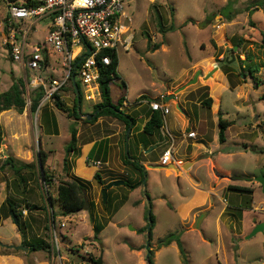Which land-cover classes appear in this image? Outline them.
Returning <instances> with one entry per match:
<instances>
[{"label":"rangeland","instance_id":"1","mask_svg":"<svg viewBox=\"0 0 264 264\" xmlns=\"http://www.w3.org/2000/svg\"><path fill=\"white\" fill-rule=\"evenodd\" d=\"M121 1L123 12L130 19L129 23L126 22L128 34L135 36L128 52L119 51L118 74L127 84L126 101L129 105L139 102L137 100L142 94L158 100L161 94H175L189 82L187 78L192 76L193 79L192 73L197 70H202L204 75L197 84L187 87L167 102L170 113L161 130L163 139L155 138L152 146L144 147L146 150L154 147L148 154L139 146V136L142 142H149L146 135L142 131L139 136L134 137L132 133L128 138L130 128H126L124 121L121 123L108 117L98 125L85 122L93 110V102L85 100L79 77L76 79L82 92L79 120L57 108L55 101L45 104L39 113L31 111L27 100L23 115L15 109L0 113L3 134L0 206L6 198L13 199L21 204L27 222L24 237L11 218L0 219V256L13 255L21 258L24 264H35L36 258L49 264H93L89 261L90 256L97 262L101 255L104 264H147L149 244L154 255L153 264H264V231L247 238L256 225L264 222V193L256 181L257 177L264 176V83L256 87L248 74L252 67L259 66L261 71L257 76L263 79L264 7L258 5L261 0ZM8 2L0 0V20L7 14ZM229 2L231 6L224 9ZM33 21L21 22V29H29ZM160 23H163L164 32ZM49 25V19L38 22L28 35V43L43 44ZM171 26L174 30L170 29ZM241 38L247 43L241 49H233L232 44ZM155 44L161 47L153 50ZM48 56L52 62L57 58L51 50ZM232 56L237 71L241 69L248 77L234 78L235 83H241V88L224 90L219 94L217 91L222 87L219 72L207 80L204 77L215 66L223 70L226 61L218 60L223 61L227 57L231 60ZM48 65L47 73H44L46 78H59L61 62L57 65L49 62ZM24 71L20 63L12 60L0 32V93L19 80L24 83V74L30 81L32 73ZM118 83L116 80L111 85L114 103L122 96ZM71 85L68 84L60 94L61 101L69 109H73L76 97ZM37 90L30 91L31 101ZM207 97L213 100L210 108L202 104ZM142 105L140 111L149 108V105ZM136 108L138 106L126 107L125 110L139 116ZM220 118L232 123L223 144L219 141ZM73 128L78 132L81 157L69 155L71 167L66 172L65 147L71 140ZM117 131L120 132L119 145L116 148L114 144H105L107 159L103 160L104 149L98 155L104 165L97 171L96 160L87 159L88 146ZM190 131L197 133L195 140L184 138ZM172 139L175 157L184 163L194 159V165H189L190 162L186 163L188 167L180 162L172 166L161 165L160 159L171 146ZM40 149L48 154L44 170L55 180L51 196H57V186L62 181H71L77 176L88 180L90 167H93V172L96 170L95 174H101L104 182L111 178L117 179L114 181H135L139 178L135 165L124 164V160L129 158L133 163L147 164L145 184L138 190H131L125 183L113 187L110 189V202L105 205L103 188L94 180L85 195L89 210L64 217L60 216L56 204V242L50 233L53 218L48 209L47 190L37 172ZM10 157L15 159V163L25 165L20 173L10 165L4 166ZM106 162L108 164L105 165ZM79 173L85 176L81 177ZM231 184L253 188L255 194L231 192L227 190ZM250 200L254 201L255 210H251ZM26 202L35 204L37 209L28 210ZM90 203L96 221L90 217ZM221 211L225 214L222 215ZM149 212L153 215L151 242ZM207 212L205 221L195 229L197 217L203 213L207 215ZM96 223L104 226L99 236L101 242L94 239ZM142 228L145 232L140 233ZM169 235L180 237L187 263L177 242L161 246L162 240ZM23 240L29 244L49 243L55 246V251L29 253V250L4 247H21Z\"/></svg>","mask_w":264,"mask_h":264},{"label":"built area","instance_id":"2","mask_svg":"<svg viewBox=\"0 0 264 264\" xmlns=\"http://www.w3.org/2000/svg\"><path fill=\"white\" fill-rule=\"evenodd\" d=\"M23 2L28 3L27 0H9L7 14L3 20H0V32L3 45L12 60L22 64L25 71L32 73L30 81L27 75L24 74L23 77L27 104H32L30 91L42 89L43 98L37 109L39 113L45 104L55 101L56 96H60L68 84L73 85L78 77L85 100L94 104L99 103L102 100L99 85L101 67L111 65V54L115 53L119 57L121 49L128 52L134 44L135 36L128 34L129 27L126 22L129 23L130 19L123 12V2L121 0H29L37 5H26ZM31 19L34 20L31 27L22 30L21 22ZM44 19H49L50 25L43 44H29V33ZM76 49H79L77 53H75ZM46 50H51L57 57L55 61L51 60V63L57 65L59 61L61 62L62 71L59 78H46L44 74L47 73L49 66ZM106 51L110 53H105ZM53 71L57 72V69ZM138 103L147 104L153 111L160 112L164 120L170 113L166 96H161L159 101L142 99ZM185 137L196 139L197 133L190 131ZM171 142V146L160 159L162 166H168L174 161V139ZM95 166L100 170L102 163L96 162ZM49 206L48 203L53 218V209ZM51 222L50 233L57 242L58 231L55 219L53 218ZM56 249L59 252L58 243ZM51 250L55 251L54 245Z\"/></svg>","mask_w":264,"mask_h":264},{"label":"trees","instance_id":"3","mask_svg":"<svg viewBox=\"0 0 264 264\" xmlns=\"http://www.w3.org/2000/svg\"><path fill=\"white\" fill-rule=\"evenodd\" d=\"M10 1H16V0H10ZM28 3L23 2V4L26 5H37V3L35 2H29V0H27ZM231 2L228 3V5L224 8L227 9L228 7L231 6L230 4ZM260 4L261 7H264V0H261V2H258ZM160 29L164 32V27H163V23H160ZM171 30H174V27L171 26L170 28ZM150 39V38H149ZM151 40V39H150ZM149 40V42H150ZM247 43L245 42V40L243 38H241L238 42H234L233 43V49H235L236 47L242 48L243 45ZM262 44L264 46V36H263V41ZM161 46L160 44H155L153 47V50H157L159 49ZM214 47L217 49V45L214 44ZM233 49H231V51L233 52ZM218 50V49H217ZM105 53H110V51H106ZM46 57H47V64H49V62L51 61V58H49L48 54L49 51L46 50L45 52ZM221 53L218 54V56H220ZM112 55V63L110 66H106V67H101L100 69V79H99V85H100V91H101V96H102V100L95 104L94 106V110L92 115L96 112L97 114L93 116V119L91 121H88L87 119H85V122L87 123H91L94 124L100 117L102 116H112L120 121H124L126 123V128L129 129L131 127H134L136 125V118L138 116V114H129L128 112H126L125 110H123V105L124 102L127 100L126 98V91H127V84L125 83L124 80H122L118 74V66H119V57L117 56V54L113 53ZM232 58V57H231ZM248 58V57H246ZM80 59V58H79ZM78 59V60H79ZM219 62H224L226 61V59H224L223 61L218 60ZM261 69L259 66H255L252 67L249 71L248 74H250V76L253 78L254 83L256 85V87H259V85L261 83H264V68H263V79L261 80L257 75L258 73H260ZM223 72L228 76L230 84H231V88H235L237 87V83H235L234 78L238 79L240 78V76L243 77V79H246L248 77V74H246L245 72H242V70L240 69L239 71H237V67L233 64H230L229 61H226V64H224L223 67ZM118 80L119 83V87L122 89V96H120V98L118 99L117 103H114L111 97V85L114 81ZM77 83V82H76ZM78 88L81 92V88L80 85L77 83ZM72 89L75 92V89ZM24 83L22 82V80H19L17 82H15L10 89H8L5 92L0 93V113L4 112V111H8V110H12L15 109L16 111H18L19 113H23L26 107V98H25V90H24ZM43 90H37V92L35 91V95L33 97V101L31 104V111L34 113L37 111V109L39 108L41 99L43 98ZM146 99V96H141L139 99ZM138 101V100H137ZM212 98L207 97L202 104L204 106L207 107H211L212 104ZM78 102H80V106H78ZM55 104L57 106V108H59L60 110L64 111L65 113H67V115L69 117H75L76 120L80 119V116L82 115L81 112V106H82V92H81V96L78 99L77 96L74 99V107L73 109H69L65 107V104L61 101L60 96H56V100H55ZM135 106H143L140 103H135ZM150 107V106H149ZM99 110V111H98ZM141 113H143L144 115H146L148 117V121L145 124L144 128H143V133L146 135L147 140H149L148 143L146 142H141L144 143L145 147H149L150 145H153V140L155 138H158L160 141H162L163 136H162V128L164 126V118L162 116V114L158 111H153L151 108L150 109H143L141 111ZM87 114H85L86 116ZM231 122L228 120H225L223 118H220L219 120V126H220V132H219V141L220 143H224L226 141V135L225 132L226 130L231 126ZM77 129L73 128L71 130V140L70 142L66 145L65 147V152H66V164H65V170L66 172L69 171L70 169V160H69V155H73L76 156L78 158L81 157V150L78 147V138H77ZM151 143V144H150ZM3 144V134L2 131L0 130V148ZM105 144H108L106 140H102L101 142H97L94 144V146L92 147L91 151L89 152L87 159L88 161H99L102 159L99 157L100 153L102 152V150L105 149L104 152V158L103 160L107 159V155H108V150H107V145L105 148ZM39 155V161H38V166H37V172H38V176L40 177V181L43 182V185L46 187L47 193H48V203L50 204V208L53 209V218L56 219V212H55V205L57 204V206L59 207V211H60V216H69L75 213H78L80 211L83 210L84 206H85V202H86V193L88 191V186H90L92 183L85 181L81 178L75 177L73 180L71 181H62L60 182V184L57 186V196H51L50 194V190L51 188L55 185V180L54 177L47 172V170H43L41 169L42 165L43 167H45L47 160H48V154L43 151V150H39L38 152ZM99 155V156H98ZM104 162V161H103ZM136 162V161H135ZM124 164L125 165H131L134 164V168H135V172L139 174V178H137L135 181L132 179H128L125 180V184L127 185L131 190H135L136 188L142 186L143 184H145V178L147 175V170L144 168L143 165L137 164V163H133V161L129 158L128 160H124ZM10 165V167H12V169H14L15 172L20 173V170L22 169V167H24L25 165H19L17 163H15V159L14 158H7L6 161L4 162V166H8ZM130 178V177H129ZM94 180L97 181L102 188H105L108 184V182H104L102 179V176L99 172H97L94 175ZM112 189V188H111ZM227 190L237 193V194H241V195H252L254 193V189L250 188V187H246V186H237V185H230ZM110 189L108 191V203L106 205L109 204L110 202ZM146 196L149 197L148 192L146 191ZM149 203L151 205V199L149 198ZM92 210L90 211V217L93 221H96V217L93 216V205L90 203ZM26 208L28 210H35L37 209V206L35 204H31L30 202H26L25 204ZM148 215H150V218L152 220V225L150 227L149 230V242L152 241V235H151V231L153 228V215L151 212L148 213ZM12 219L13 222L15 223V218H17V223L16 226L18 228L19 233L22 234V236L25 237V229L27 227V222L26 220H24V216H23V208L21 206V204L16 203L13 199L11 198H6V200L2 203V205L0 206V219ZM94 239L96 241L101 242L100 240V234L103 231L104 226L101 223H96L94 225ZM140 233L145 232V228H142L141 230H139ZM172 242H177L179 248H180V253L183 256V260L184 262L187 263V258H186V252L184 251L182 242L180 240V237H177L175 235H169L167 238L162 240V244L161 246H167L170 245ZM23 247H28L29 248V253L30 252H37V251H50L52 246L49 243H43L41 241L34 243V244H29L27 243L25 240H23ZM1 245V244H0ZM4 246V245H3ZM7 249H14V250H19L22 248L18 247V246H4ZM74 251V250H73ZM81 257V256H80ZM153 253L152 251L149 249V254H148V263L149 264H153ZM83 261H86L85 259ZM89 261L91 263H96L95 258H93V256H90Z\"/></svg>","mask_w":264,"mask_h":264},{"label":"crops","instance_id":"4","mask_svg":"<svg viewBox=\"0 0 264 264\" xmlns=\"http://www.w3.org/2000/svg\"><path fill=\"white\" fill-rule=\"evenodd\" d=\"M233 45V44H232ZM214 49L216 50V52H217V49L214 47ZM237 49H241V48H239V47H236V50ZM22 65V64H21ZM22 69H24L23 68V65H22ZM214 69V68H213ZM197 71H199V70H197ZM196 71V72H197ZM212 71V70H211ZM211 71H209V73L211 72ZM196 72L194 73H192L193 74V76L196 74ZM218 72H219V74H220V79H221V82H222V87L220 88V90L219 91H217V92H219V94L222 92V91H224V90H228V89H230V90H238L239 88H241V83L239 84L238 83V85H237V87H235V88H231V84H230V81H229V78H228V76L223 72V70L219 67V70H218ZM208 73V74H209ZM207 74V75H208ZM189 81L190 80H192V76H190L189 78H187ZM187 79H185V80H187ZM206 80V79H205ZM244 81V80H243ZM245 82V81H244ZM214 92V91H213ZM217 92H214V93H217ZM166 94V93H165ZM142 96H146V94H142ZM161 96H166V98L168 97V95H160V98H161ZM147 97V99H143V100H156V101H159L158 99H152L151 97H148V96H146ZM157 98H159V97H157ZM127 101H128V99H127ZM127 101H125L124 102V105H123V110H125V108L126 107H132V108H134L135 107V103L134 104H130L129 105V102H127ZM138 101H140V99H138ZM145 105H147V104H145ZM94 106H95V104L93 103V110H94ZM169 106V105H168ZM141 107H143V106H140V107H138V108H136L137 109V112H140V115L139 116H137V118H136V125L134 126V127H131L130 128V134L129 135H131L132 133H133V135H134V137L135 136H139L140 134H141V132L143 131V128H144V126H145V124L147 123V121H148V117L146 116V115H144L143 113H141V111L139 110ZM148 109H150V107L148 108ZM93 110H92V112L90 113V115H92V113H93ZM12 110H8V111H4V112H11ZM99 111V110H98ZM126 111V110H125ZM96 113V112H95ZM94 113V114H95ZM24 114V112L22 113V115ZM93 114V115H94ZM130 114H132V113H130ZM9 117V116H8ZM83 117V116H82ZM112 118V116H102V117H100L94 124H92V125H98V124H100V123H103L104 121H107V119L106 118ZM114 118V117H113ZM165 121V123L167 124V120L165 119L164 120ZM141 122H142V124H141ZM121 123H123L122 121H121ZM89 124H91V123H89ZM139 124H141V128H139L138 129V125ZM125 125V124H124ZM121 129H122V126H119ZM125 127V126H124ZM136 128H137V130H136ZM227 131V130H226ZM172 135V134H171ZM225 135H226V132H225ZM120 132H112V134H110L109 136H107V137H104L102 140H106L107 141V143L109 144H111V146L114 144L115 145V147L117 148L118 147V145H119V142H120ZM139 138H140V141H139V146H140V148H142V150H143V152L145 151V153L146 154H148L151 150H153V148L154 147H152V148H150V149H148V150H146V149H144V147H145V145L143 144V143H141L142 142V140H141V137L139 136ZM184 138L185 139H188V138H186L185 136H184ZM227 139V138H226ZM191 140H193V139H191ZM195 140V139H194ZM203 140V139H202ZM204 141V140H203ZM98 141H96V142H94V144L95 143H97ZM99 142H101V141H99ZM226 142V141H225ZM224 142V143H225ZM94 144H92L91 146H88V154H89V152L91 151V149H92V147L94 146ZM151 144V143H150ZM150 146H152V145H150ZM209 153H211V151L209 152ZM85 160V159H84ZM96 162H101L102 163V168H103V165H104V162H102L101 160H99V161H96ZM95 162V163H96ZM178 162H180L181 164H183V166H187L188 167V165H186V163L187 162H190L189 163V165H194L195 164V160L194 159H188L187 160V162H185L184 163V161H182L181 159H177L176 157H175V155H174V161H173V163L172 164H170L169 166H172V165H174V164H176V163H178ZM94 163V164H95ZM106 164H108V162H106L105 163V165ZM179 164V163H178ZM144 168L146 169V167H147V164L146 163H144ZM91 169H90V175L88 176V180H86V181H88V182H91V183H93V181H94V175H95V171L93 172V167H90ZM102 168H101V170H102ZM147 170V169H146ZM222 170V169H221ZM97 171H99V170H97ZM148 171V170H147ZM150 172V171H149ZM76 174V173H75ZM80 174V173H79ZM81 175V174H80ZM167 175H169V174H167ZM237 175H240V174H237ZM76 176H77V174H76ZM83 176H85V175H81V177H83ZM78 177V176H77ZM114 181V180H117V179H115V178H111L108 182H112V181ZM231 185H234V184H231ZM230 185H228V187H229ZM237 186H240V185H237ZM227 187V188H228ZM139 188V187H138ZM138 188H137V190H138ZM254 194H255V191H254V193L252 194V196H254ZM250 208H251V210H255V208H254V201L253 200H250ZM257 211V210H256ZM208 214H209V212H207V215L206 216H208ZM221 214L222 215H224L225 213L223 212V211H221ZM198 218V217H197ZM206 219V218H205ZM205 219H203V221H202V223L205 221ZM39 259H37L36 258V263L35 264H49L47 261H40ZM1 262H3L2 264H24V262H23V260L21 259V258H18V257H16V256H13V255H4V256H0V264H1ZM21 262V263H20Z\"/></svg>","mask_w":264,"mask_h":264},{"label":"water","instance_id":"5","mask_svg":"<svg viewBox=\"0 0 264 264\" xmlns=\"http://www.w3.org/2000/svg\"><path fill=\"white\" fill-rule=\"evenodd\" d=\"M90 51H91V49L89 48V52ZM226 61H229L230 64H233V62L235 61V58H234V56H232L231 60H229L228 57H227ZM218 70H219V66H215L214 69L207 76L204 77V79H206V80L209 79ZM203 75H204V73H203L202 70L197 71L192 80H190L186 85H184L181 88H179L176 91L175 94L168 96L166 98V101L168 102L169 100L174 99L177 93L183 91L187 87H190L192 85L197 84L199 78L201 76H203ZM73 85H74V89H75L76 96L79 99L80 96H81V92H80V90L78 88V85H77L76 81H74V84ZM78 103H79V106H80V102H78ZM96 114L97 113H95V115ZM93 116L94 115H87L86 118H87L88 121H91L93 119ZM129 134H130V130L128 132V138H129ZM40 166H41V169L43 171L44 170V167L42 165H40ZM256 181L262 186V191L264 193V176L257 177L256 178ZM124 183H125L124 181H112L109 184H107V186L105 188H103V190H102V199H103V202H104L105 205L108 203V191H109V189H111L113 187H116V186L123 185ZM83 210H89L88 209V202H87V200L85 202V206H84ZM205 216H206V214L203 213L200 217H198L196 219V223L193 226L195 229H197L198 227H200V225L202 224V221H203V219H204ZM149 219H150V223H149L148 229L150 230V227L152 225V220L150 218V215H149ZM15 222L17 223V218H15ZM263 231H264V222L256 225L255 228L252 230V232L247 236V238L253 237L254 235L258 234L259 232H263ZM21 248H22V250H25V251H28L29 250V248H27V247L21 246ZM149 249H150V246L148 244V254H149ZM148 254H147V257H146L147 264H149L148 263ZM95 264H104L103 263V256L102 255L99 257V259L97 260V262Z\"/></svg>","mask_w":264,"mask_h":264},{"label":"bare ground","instance_id":"6","mask_svg":"<svg viewBox=\"0 0 264 264\" xmlns=\"http://www.w3.org/2000/svg\"><path fill=\"white\" fill-rule=\"evenodd\" d=\"M78 51H79V49H76V50H75V53H77Z\"/></svg>","mask_w":264,"mask_h":264}]
</instances>
